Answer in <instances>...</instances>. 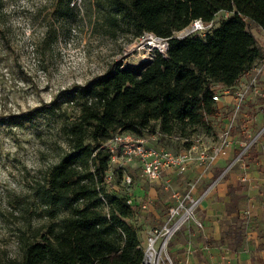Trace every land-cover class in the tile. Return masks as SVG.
<instances>
[{"label":"trees","instance_id":"1","mask_svg":"<svg viewBox=\"0 0 264 264\" xmlns=\"http://www.w3.org/2000/svg\"><path fill=\"white\" fill-rule=\"evenodd\" d=\"M136 36L169 38L168 57L156 54L139 69L114 67L90 83L80 114L63 128L69 152L46 179V197L70 216L25 244L17 264H145L139 207L109 193L105 177L116 134L173 136L179 127L208 129L220 116L219 85L232 88L264 57L250 31H264V0H128ZM229 14L205 39L171 38L195 20ZM189 138V135H187ZM92 165L93 168H90Z\"/></svg>","mask_w":264,"mask_h":264},{"label":"rangeland","instance_id":"2","mask_svg":"<svg viewBox=\"0 0 264 264\" xmlns=\"http://www.w3.org/2000/svg\"><path fill=\"white\" fill-rule=\"evenodd\" d=\"M127 1L0 0V264L19 263L26 243L39 240L70 216L45 194L50 169L70 150L63 127L80 114L91 82L116 66L139 69L147 55ZM220 21L217 17L216 23ZM249 29L264 50L259 28ZM225 98L222 95L217 105ZM239 115L234 116L232 108L211 119L208 129L179 127L173 138L154 142L147 136L148 143L180 154L199 137H204L199 144L219 143L231 126L243 139L261 131L263 137L264 122L258 129ZM187 135L192 142L177 139ZM104 185L109 193L125 196L130 205L138 203L133 222L140 232L162 226L171 192L148 182L137 163H110ZM150 189H161L163 205L156 206L150 198L143 201ZM153 205L159 217L150 210ZM171 243L167 250L175 264ZM141 244L146 245L142 238Z\"/></svg>","mask_w":264,"mask_h":264},{"label":"crops","instance_id":"3","mask_svg":"<svg viewBox=\"0 0 264 264\" xmlns=\"http://www.w3.org/2000/svg\"><path fill=\"white\" fill-rule=\"evenodd\" d=\"M228 16L226 13L217 15L221 20ZM260 31L263 39L264 31ZM252 71L253 68L243 75L226 95V100L218 105L221 116L233 108L235 89L247 82ZM260 88L263 93L258 97L250 95L239 115L258 129L264 122V100L259 101L264 97V74L260 78ZM232 136L236 141L243 139L241 133L234 132ZM213 145L216 144L208 147ZM238 152L234 147L206 171L198 164H189L165 173L155 184H162L165 191L170 184L167 203L158 195L161 189L143 193V201L150 198L151 203L161 206L164 200L169 209L174 204L173 192L184 193L189 184L198 181L193 197L199 201L196 218L201 225L191 221L172 239L170 251L175 264H264V135L247 161L245 158L228 170ZM155 205L150 206V210L159 217ZM166 218H161L162 225ZM149 229L140 232V240L146 242Z\"/></svg>","mask_w":264,"mask_h":264},{"label":"built area","instance_id":"4","mask_svg":"<svg viewBox=\"0 0 264 264\" xmlns=\"http://www.w3.org/2000/svg\"><path fill=\"white\" fill-rule=\"evenodd\" d=\"M216 25V19L209 23L198 19L182 31L174 32L171 38L185 39L188 37H199L205 39L214 30ZM139 42L140 44L143 43V48L147 49V55L143 57L142 65L153 61L157 53L164 58L168 57L169 38L159 37L151 32H143L139 37ZM140 44L137 43L136 48ZM263 74L264 57L255 64L247 82L235 89L233 95L234 116L241 113L250 95L258 97L263 93L260 88V78ZM231 89L233 88L215 86L214 90L216 93L213 96V100L217 103L220 101V97L228 95ZM232 129L233 126L226 131L222 140L216 145L211 147L203 146L198 143L203 139L199 137L194 140V144L180 154H176L165 147L150 145L148 143L147 136L154 142L160 138H173V136L159 131L140 138L130 133H118L104 147L110 153V163H115L116 161L129 164L137 163L142 170L144 178L150 183H157L163 178L165 173L175 171L189 164H198L206 171L212 167L219 157L228 155L234 147L239 152L228 170L236 163L244 161L251 148L260 142L262 131L258 135H252L247 139L236 141L232 136ZM177 139L183 142H192L187 137L179 136ZM127 182L130 184L131 179L127 178ZM197 183L189 184L188 189L184 193L173 192L172 198L174 199V204L168 209L165 223L160 227L151 228L147 232V240L144 247L145 264H173L167 250L169 241L191 221H196L201 225L196 218L199 201L193 197V190L196 188ZM165 188L166 190H170V184L166 185ZM128 204L130 205L131 201H128Z\"/></svg>","mask_w":264,"mask_h":264}]
</instances>
